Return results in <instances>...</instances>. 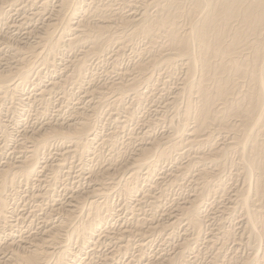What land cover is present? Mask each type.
<instances>
[{"label":"bare ground","instance_id":"bare-ground-1","mask_svg":"<svg viewBox=\"0 0 264 264\" xmlns=\"http://www.w3.org/2000/svg\"><path fill=\"white\" fill-rule=\"evenodd\" d=\"M29 1H31V3L37 9V11H34L32 13L33 16L36 15V18H34V19H36V21L41 19V17H40V19H37L38 18L37 15H40V12L42 10H44V11L46 9L49 10V11H47V12H49L48 19L46 20L47 22H45V21L40 22V24L42 23L41 24L42 27H40V29L42 28L44 30L45 34L40 35L43 31L41 32L39 30V34L37 33L38 36L37 37L35 36V38H37V40L34 41L33 43L26 44L28 46L27 47L25 46V48H26L25 50L20 48L22 46L21 44H20L21 46L19 48H15V50H14V47L11 46L12 44L8 42L9 44H11L10 46L13 47V51H14V53L12 52L11 55H13V54L14 55H13V57L11 56L10 59H8V57H7L8 55L5 57L2 56L4 58L0 57V105H1V103L10 100L11 102L12 101L14 102V104L12 103L13 107L15 104L18 106L19 105L22 106L21 101L23 100V97L20 99L19 93L21 92V90H23V89H21L22 86H24V84L29 81L30 76L32 78V76L34 74L33 72L36 70L35 69L36 63H34V62H36V59H35V61L32 59L35 58V56L38 54V52L40 53V51H42L44 49H45L44 56L42 58L40 57L41 59L39 61H41L43 63V65L46 64L47 66L48 65L49 66L50 65L55 66L54 61L57 59L56 55H58L60 53L59 51L61 50L60 49L61 45H64L63 48L64 49L66 48L68 50L69 49L73 50L78 46L82 47L81 51H80L81 48L78 47L80 53L78 51H75V54L78 53L77 56L76 55H75V57L73 56L74 58H72V59H70L71 57L68 58L69 60L66 62V65H64L65 67L64 66H63L64 68L62 67L63 70H61V71L59 70V72L60 73L62 72V73L60 74L61 77L58 80H51V82H49L50 81L49 80L48 86L44 83L43 86H45V85L47 86V87H44V88H46L44 90L42 89V87H39L42 90L40 89V92L36 95H39L38 96L39 99L37 101L39 103V100H42L41 101L42 105L44 104L43 99L46 100V98L49 97L48 95L50 94L51 90H53V89L57 90V91L60 90V91L64 92L63 93V96H64L65 86H66L65 84L69 85V83L71 82L73 85L78 84V86H79V83L84 82L83 78H85V73H86L85 70L88 67V66L86 67L87 61H89V59L91 60V58H97L98 59L103 53H105V52L108 53L110 46L115 45V47L113 46L115 50H111V51H115V53L111 57H114L116 60V57L120 56L119 53L123 51V49L126 47L127 43L131 42L135 37H139L140 35L144 36L147 39V41H146L147 43H146V45L144 44L143 47L141 46L142 47L141 49L139 48L140 49L139 52L137 51V55H138V57L136 56L137 60L132 59V61L134 60V62L133 63L131 62L132 65L129 68L130 69L129 72L123 68L125 70V72L120 73L119 72L120 69L116 66L119 69L118 70L119 75L117 74L118 77L117 76H116L117 78L114 77L115 79H109V80H112V82H108V81L104 82L103 81V83L101 82V84L96 85L94 82V79H93L94 84L93 85L89 84L90 86L88 88H84V89H86V91H85L86 96L93 98V100H94L93 102H91V104H93L92 106H90V104L87 105L86 101H85V105L83 104L80 106L81 102H83V100L80 97L79 101L76 100L79 107H75V108L72 107V109L68 108L71 111L67 112V113L70 112L69 114H67L68 115L67 118L60 119L58 116H57V118L54 116L53 120H49L50 118L45 117L48 120L45 121L44 123H42L39 127H36V128L33 127V129H29L27 127L21 128L20 126L16 125V126L21 128V134L20 135L22 137L20 144H19L20 146H18V144L15 143L21 149L20 150L18 148L20 151L16 152L18 154V157H17L18 159L16 158L17 161H14V162H12L10 160L9 161L2 160V163L0 162V164H3V161H5L4 164L2 166H0V223L3 222L2 226H4V227L5 226L6 227L12 226L11 217H12V214L14 213L15 207H13V209H12V205L9 202L8 198H11V195L12 196L14 195L12 193L15 192L16 185H17L19 180H20L19 182H23L24 184H27V183L32 184L33 181L34 182H36V181L40 182L39 177L42 174H44L45 175L44 178H46V180H48V183L50 181L52 184H54L55 182L59 181V179H62V178H60V175H63L66 173V172L64 173L61 171V168L63 165L62 162L65 161V160H63L64 158H67L70 155H71V157L73 155L74 157L80 156V158H81V157H83V155H86V154H87V156L92 155V157L100 158V155L103 153L99 154V147L102 148L103 144L108 145L112 150L113 149L116 150L115 148L117 147L116 146L117 144H118V146H121L122 141L119 140V142H121L120 145H119V143L115 144V142H114V140L117 138V135H116V138L114 140L112 139L111 135L108 136L109 139L106 138L107 136L105 137L106 139L102 138L103 135H100L99 134L100 132L98 133L96 126H94L95 123H93L92 115L94 113H96L98 107H100L101 104L107 105L106 107H108L107 109H109L107 111L113 112V110H115L117 108L116 106H118V104H121V102L123 101L122 100L123 96L127 95L130 98L129 103L123 104V107H122L123 110L127 113V115H124L125 113L122 111L124 113L123 114L124 116L123 115L122 116L125 117L124 118L125 121H123V119H121V120L123 121V123L124 122L127 123L129 121L132 122L134 120H136V122H138V121L140 122L141 118L140 119L138 117L135 118L136 116L133 114V112H134L133 107L144 102V100L147 99L146 97L148 95H150V94L146 95L147 94L146 92H148L149 90L143 89V91H142L141 86L144 85V86H146V88H148V86L151 85L150 82L152 81V77H153L155 71L159 72L160 70L161 71L164 70L166 72V71H169L171 68L181 66L183 68V72H182V77L180 79L181 80L180 86L178 87V89H176L175 92L172 91L174 93V95L172 96V98H170L171 102H170V100H168L170 103H172L173 115L169 119L163 118L164 119L163 121L166 120V122L168 123V125L171 128L170 133L168 131V134L164 135L163 134L164 130H162L161 132L163 135L162 136L160 135L161 136L160 138L158 136H157V138H155V137L149 136L150 133L148 131H144L141 133L140 137L138 136L139 137V138H137L138 145H137L136 149H133L135 147L132 148L133 149L132 154L130 155V151H127V152H129V155H130L128 157L129 159L125 158V155H124L125 153L123 152L125 149H123V151L119 150V151L115 152L116 158L119 157L120 160H118V158L116 159L114 157V160L115 159L116 160L113 163L112 162L110 163V161H109V163L105 164V162H104L105 165L103 164L104 166L100 169L98 167H97L98 169H96V170H95V168L94 169L88 168L89 171L88 170L87 171L89 174H87V175L89 177V180H87V179L86 180L90 181V186H92L93 189L96 188V189L92 190L93 194L95 191V195H97V194H99V196L101 195V197H102L101 199H103V200L102 201H96V200H94L95 198H93L92 201L89 200L90 203H89V205L87 204L88 208L86 207L87 209L84 210L85 205H83V204L84 203L86 204V202H84V201L86 200V198H89V197L91 198V194L87 193L86 191H85V193L80 192V189L77 187L79 190L77 189L74 192L72 191L71 194H68L69 197H68L67 201H65V202L63 201V203H61V204L59 202L60 206L56 207V209L53 210L56 213V215L57 214L59 215L60 219L57 220V222L56 221L53 222L54 220H56L53 217L54 220L53 221L51 220L52 222L50 224H47L50 222L49 216L53 213L51 211L52 213L49 214L48 218L45 219V222H41V224L45 223L44 226L46 227V229L42 228V230H40V231H35L33 233L30 232L29 234L25 233L26 235L23 234V235L18 236V234H17V236L19 237L18 239L16 238L17 240L11 238V240H9V241L6 240L2 245H0V264H92L93 261H95L94 258H91V259H93V261L92 260L86 261V259L85 260L82 259L81 261H77V256H81V255L75 254L76 252L74 251L75 252L74 253L73 251H71V249L69 250L70 246L68 243H66V244L65 243L60 244V243H61V241L63 242V240H65L66 242H68V241L72 242L73 240L74 241L79 240V242L81 241V242H83V244L88 243V244H91L92 247H95L98 244V242L100 243L99 240H101V239L103 240L102 242L107 241L106 243L108 245V250H109L108 252L106 251L107 252L106 254L104 252V256L102 258L98 256L97 259L101 258V260H102L101 264H105L107 262L109 263L110 260H111L110 262H112V259L117 254H121V255L123 254L126 256V254L129 253V250H130V253H129V255H130L129 259L130 260H128V264H133V263L135 264V262L139 259L145 260V262H143V264H197V261H199L201 256H202V258H204V261L202 262L203 264H264V0H137L138 2H140L139 5H137L138 3L135 2L136 0H134V3H136V4H132L133 2L131 3V0H130L128 2L125 1L126 3H124V1H122L124 3V7L127 8L126 11L124 9L125 12H122V9H123L121 7L123 5L122 3H120V5L122 4L120 6L121 8H115V6L113 8L114 2L113 3H107V1H106V3H104L103 1L100 0L101 2L104 3L103 5L100 6V5H98V3H96L98 6H96V5H95L96 7L93 6L94 8H92V9L90 8L91 9L90 11H88L89 8L86 9L88 11L87 14L85 15L84 13H82V14H84V16H81L80 18L75 17V15L77 12L76 5L78 3L80 4V2L82 3L81 0H58L57 4H56V2H57V0H56V2L54 3L56 5L51 6L50 8H48L49 5L47 4V1L49 2V0H29ZM53 1L54 0H51V5H53L52 4ZM14 2H17V0H0V18L7 11L5 6L8 3L12 5ZM22 2H20V3H22ZM89 2H90V0H89ZM110 2H111V0H110ZM27 4H28V2L26 3V5ZM49 4H50V2H49ZM72 4H73V8L71 9ZM126 4H128V5H126ZM24 5H25V2H24ZM88 5H89V3H88ZM88 5L86 7H90ZM92 5H94V3ZM29 6H27L28 9H29ZM77 6L79 7V5H77ZM84 6L82 7L83 9H84ZM7 7L9 8V6H7ZM80 7H81V5H80ZM152 8H153V11L150 13L149 11H151ZM19 9H23V8H19ZM10 10H11V8H10ZM131 10H133V11H131ZM16 11L18 12L19 10H16ZM78 11H80L79 8H78ZM44 13L45 12H43V14ZM7 14H8V12H7ZM27 14H29V13H27ZM22 15H23V13H22ZM7 16H9V15H6V17ZM33 16H31V18ZM22 17H24V16H22ZM27 18H28V16H27ZM23 19H21L22 23H23ZM28 19H30V18H28ZM1 20L2 19H0V21ZM13 20H11V21H13ZM42 20H40V21H42ZM44 20H45V18H44ZM7 22H8V20H7ZM31 22H34V21L32 20ZM20 23L21 22H19V24ZM1 24H0V26H1ZM14 24H17V23L15 22ZM19 24H17V25L21 26ZM114 24L119 26V28H122V31H124V34L118 35V33H117V35H116V34H114L115 32H113L114 35L109 34V31H110V30H108L109 26H112ZM3 26H5V25H3ZM23 26L24 25H22V27ZM53 26L62 27V29H63L62 32L65 33L66 35L63 33L62 34L67 36V37L62 39L61 38L62 36H60V35H58V37H51V36H53L52 33H51L52 35H50V36L47 35L48 34L47 31L49 29L52 30ZM117 26L116 27L114 26V27L117 28ZM8 27H15V26H8ZM31 27H33V26H31ZM25 28H28V27H25ZM14 29H16V28H14ZM14 29L12 31H14ZM54 29H56V27H54ZM8 30H11V29L9 28ZM21 30H22V28H21ZM25 30H27V29H25ZM3 31H4V28H3ZM34 31H38V30H35V27H34ZM53 31H51V32H53ZM24 32H26V34L29 35L33 31L31 29V30L24 31ZM118 32H121V31L119 30ZM20 33H21V31H20ZM110 33H112V32H110ZM2 34H0V36ZM32 34H34V33H32ZM59 34H60V32H59ZM3 35H2V37H3ZM34 35H36V34H34ZM16 36H19V35H16ZM54 36H56V35H54ZM5 37L6 36L4 35V38ZM23 37L21 36V38H23ZM17 38L18 37H16V39ZM160 38H161V40L158 43L157 40ZM12 40H14V38ZM18 40H20V39H18ZM3 41H7V40H3ZM0 43H1V41H0ZM5 44H6V42H5ZM18 44H16V45H18ZM2 46H4V45H2ZM6 46L9 47V45H7V44H6ZM127 46H129V44ZM22 48H24V47H22ZM78 48H77V50H78ZM127 48H129V47H127ZM2 49L0 47V53H1ZM7 50H9V49H7ZM132 51H135V49ZM37 57L39 58V55ZM3 59H5V61ZM62 60H64V59L62 58ZM65 61H66V59H65ZM37 62H38V60H37ZM38 64H40V62ZM38 64H37V67L41 65V64L40 65H38ZM43 65H42V67H44ZM59 65H61V64H59ZM114 65H116V64H114ZM114 65H111V66L114 67ZM56 67H59V66H56ZM113 67H111V68H113ZM52 68L54 69V72H55V68L54 67H52ZM117 68H116V70H117ZM113 70H115V69H113ZM51 71L52 70H50V72ZM131 71L133 72V74L131 73ZM171 72H172V70H171ZM175 72H176V70H175ZM51 73L48 75H52ZM39 74L37 75V77L40 78ZM104 74H107V73H104ZM36 75L34 77L36 78V81H37ZM57 75H59V74H57ZM157 75H158V73H157ZM159 75H161V74H159ZM43 76H45V75H42V77ZM158 77L159 76L156 77L157 80H158ZM92 78H90V80H92ZM101 78H103V77H101ZM108 78H109V76H108ZM160 79L157 82H159ZM86 80H89V79H86ZM90 80L88 83H90ZM162 80L166 81L164 79H162ZM98 82H99V80H98ZM98 82H96V83H98ZM151 83L154 85L153 82H151ZM160 83H161V81H160ZM157 84H156V86H158ZM163 84L165 85L166 82H164ZM25 85H27V84H25ZM86 86H88V84ZM156 86L154 85L155 90H156ZM161 87H162V85H161ZM176 87L177 86H175V88ZM39 88H38V90H39ZM169 88H171V87H169ZM152 89H153V86H152ZM34 90H36L35 87H34ZM70 90H71V88H70ZM161 90H160V94L162 93ZM169 90H171V89H169ZM57 91H54V92H57ZM108 91L109 92L114 91V92H116V94L113 93L112 97L109 98V96H111V94L109 95ZM152 91L153 90L149 91V93L151 92V94H152ZM22 92H24V91H22ZM45 92H47L48 95ZM85 92H83V93H85ZM164 92L166 93L165 89H164ZM68 93L70 95V92H66V95H68ZM158 93H159V91H158ZM31 94H33V93H31ZM60 94H61V92H60ZM77 94H78V91H77ZM80 94H82V91ZM107 94L109 95L108 99H107V97L105 99V96ZM46 95L48 97H46ZM154 95H156V94H154ZM163 95H165V94H163ZM58 96H59V94H58ZM63 96H61V97H63ZM31 97H34V95L33 96L31 95ZM55 97H54V101H56ZM61 97H59V98H61ZM66 97H68V96H66ZM155 97L157 98V96H155ZM160 97H161V95H160ZM29 98H30V96H29ZM64 98H61V99H64ZM68 98H70V97H68ZM82 98H84V97H82ZM152 98H153V96L151 97V100H153ZM162 98H163V96H162ZM163 99H162V101H163ZM165 99H167V97H165ZM179 99H182L181 101L183 103L182 102L179 103ZM28 100H30V99H28ZM58 100H60V99H58ZM70 100H71V98H70ZM46 101H45V103H46ZM62 101L63 100H61L60 102L62 103ZM90 101H91V99H90ZM168 101H167V103H168ZM34 102H35V100L33 101V103ZM47 102H49V100ZM67 103H68V101H67ZM147 103H148V101H147ZM149 103H150V101H149ZM181 103H182V105H181ZM64 104H66V102H64ZM150 104H153V103H150ZM154 104H156V103H154ZM162 104H160V106ZM168 105H169V107L166 106V103H165L164 109L166 107H168V108L171 107L170 104H168ZM2 106H4V105H2ZM60 106H63V105H60ZM71 106H73V105H71ZM141 106H143V105H141ZM160 106H155L153 108L159 110ZM46 107H48V104ZM156 107H159V108H156ZM4 108H6V107H4ZM30 108H28V109H30ZM44 108H45V106H44ZM135 108H137V107H135ZM148 108H149V110H151L150 107H148ZM8 109H9V107H8ZM22 109H26V108H22ZM59 109H57V110H59ZM100 109H101V112L100 111L99 112L102 113L103 112L102 107ZM2 110H4V109H2ZM13 110H14V108H13ZM103 110H104V108H103ZM15 111H14V114H16ZM45 111H47V108ZM52 111H54L53 108H52ZM118 111H120V110H118ZM154 111H156V110H154ZM154 111H152V115H153ZM165 111L167 112L168 109ZM9 112L13 113L11 111H9ZM42 112H44V111L42 110ZM110 112H109V114H110ZM34 113H35V111H34ZM104 113H102V114H104ZM135 113H137L136 110H135ZM163 113H164V111H163ZM1 114H0V116H1ZM3 114H5V113H3ZM35 114H34V116H35ZM39 114H38L37 118L39 116L41 117V115H39ZM53 114L54 113H52V115ZM60 114L62 115V113H60ZM115 114H114V117H115ZM55 115H56V113H55ZM105 115L103 117H105ZM156 115H158V114H156ZM160 115L162 116L163 114H160ZM169 115L170 114H168V116ZM12 116H13V114H12ZM64 116H65V114H64ZM94 116H96V115L94 114ZM97 116H96V118L98 119ZM164 116H166V115H164ZM4 117H6V116H4ZM114 117H112V118H114ZM117 117H115L116 121H117V119H119ZM175 117H176V120H174ZM160 118L161 117L156 116L155 121L156 122L158 121V123L160 121V123H161ZM11 119H12V117H11ZM2 120H4V118L3 119L1 118L0 121H2ZM40 120H41V118H40ZM60 120H62V121H60ZM5 121H6V118H5ZM22 121H24V120H22ZM37 121H39V120H37ZM120 121H118V123ZM155 121H154V118L149 119V117H148V120L145 122L147 124H145L142 121V124H140V126L143 128L149 129L150 126L151 127L154 126ZM166 122H164V123H166ZM37 123H39V122H37ZM113 123H117V122H113ZM3 124H6V123L0 122V133L4 138H7L9 130L7 131V128ZM132 124H133V122H132ZM9 125H10V123H9ZM25 125H26V123L24 124V126ZM133 125L137 126V124H133ZM157 125H160V124H157ZM26 126H28V124ZM36 126H38V124ZM123 126H124V124L122 125V127ZM125 126H128V125H125ZM135 126H133V127H135ZM122 127H120V128H122ZM97 128H98V126H97ZM110 128H112V127H110ZM129 128L127 129L128 132H129ZM153 128H155V127H153ZM115 129H114V131H110L109 128H107V130H109L111 132L110 134H114L115 131L117 132V130H115ZM150 129H152V128H150ZM140 130H141V128H140ZM118 131L120 132L119 128H118ZM141 131H143V130H141ZM9 132H11V131H9ZM134 132H136V131H134ZM19 133H20V130H19ZM104 133H105V131H104ZM123 133H126V131L125 132L123 131ZM131 133H133V132H131ZM102 134H103V131H102ZM108 134H109V132H108ZM120 134H122V133L120 132ZM120 134L118 135V137L120 136ZM129 134H127V135L130 137ZM135 134L133 136H135ZM158 134H160V133H158ZM127 135H126V137H128ZM132 135H131V138H133ZM11 136H13V135H11ZM123 136H124V134H123ZM9 137H10V135H9ZM114 137H115V135H114ZM120 137L122 138V136H120ZM15 139H16V137L14 138V140ZM123 139H126V138L124 137ZM135 139H136V136H135ZM135 139L134 140L131 139V140H133V142H134ZM3 140H2V142H3ZM53 141L67 142V143H70V145L67 148L68 151H66V149H64L66 151V153L62 152L63 151L62 148H61L62 153L60 152V154L56 150L57 154L54 153V154H56V158L53 157L54 159H56V161L51 162L52 161L51 160L50 162H48L49 158L47 156L50 153L49 152L50 150L48 151V149H49V146H51V143ZM129 141H130V139H129ZM2 142H1V144H2ZM27 142L29 143V145H26ZM55 143H53V144H55ZM5 144H6V142H5ZM132 145H133V143H132ZM3 146L7 147V145H4V144L2 145V147ZM62 146H63V144H62ZM65 146H67V144ZM121 147H124V146H121ZM130 147H132V146H130ZM130 147H129V149H131ZM0 148H1V146H0ZM57 148H58V146H57ZM63 148H64V146H63ZM185 148L187 149V151H184L185 153H183L182 150L183 149L186 150ZM118 149H120V148H118ZM0 151H2V150L0 149ZM13 151H14V149H13ZM101 151L102 150H100V152ZM109 151L110 150H108V152ZM11 152H12V149H11ZM110 153H112V152H110ZM184 154H186L188 156V159L186 160V162L182 163V160H181V162H179L180 160H178V162H176V160H175L176 164L173 163L174 169L170 170V172L168 171L169 170L168 169L167 172H169V173L166 172L167 174L165 173V175L167 176V179L171 180V184H172V182H174V181H172V179H174L177 183H178L177 179H181V178L185 179L184 182L188 181L189 186L192 188V190L190 189L191 194L187 195V197H184L182 195V197L185 198L183 200H182V198L180 199V197L178 196L179 199L181 200L180 202H177V200H176V203H175V201L173 200L174 204H171V206L169 208L171 210H170V212H168L169 217L166 215L168 218L165 221H163V220L157 221L158 220V218H157V220L155 219L157 222H154V221L151 222L152 220L149 221V219H148V221H147V219L140 218V216L139 217L136 216L135 211L138 209V207H141V206L135 205V206H137L136 207L137 209H136L133 205L136 202V200L133 204H131L130 201L135 198L136 194H138L137 193V191H138L137 190V187H138L137 183H138L139 177H141V173H142V171L140 172L141 168L142 169L144 168V170L146 169L145 171L143 170L142 174H144L145 177H149V176H151V174L154 173V172L151 173V171L154 169V168L152 169V165H154V164L157 165L158 162L161 163L160 161H165V162L166 161H172L173 159H175V157H178V156H180V158H181V155H184ZM12 155H14V154H12ZM109 155L114 156L112 154H109ZM0 156H1V154H0ZM126 156H127V154H126ZM153 156H155L154 159L152 158ZM9 157L10 156H8V158ZM92 157H91V159H92ZM150 157H151V159H149ZM88 158H90V157H88ZM88 158H86V159L89 160ZM101 158H102V156H101ZM11 159H13V158H11ZM71 159L69 158V160H71ZM176 159H179V157ZM78 160L79 159H77V161ZM96 160L98 161V159H96ZM100 161H102V159ZM183 162H184V160H183ZM78 163H79V161H78ZM86 163H85V165H86ZM170 163H169V165H170ZM65 165H67V164H65ZM65 165H63V166H65ZM78 165H80V164H78ZM160 165L161 164H159V166ZM69 166H70V164H69ZM83 166H84V164H83ZM72 167H70V168L68 167V168L71 169ZM80 167H78V168L80 169ZM160 167H162V166H160ZM227 167H229V169ZM81 168H83V167H81ZM227 170H228V173H226V176L224 178L222 175L225 174V171H227ZM60 171L63 174H60ZM80 171H81V169H80ZM70 172H71V170H70ZM78 172H79V170H78ZM46 174H48V175H46ZM125 174H127V176L125 177V179L123 178L124 182L122 181L123 182L122 186L120 184V186H121L120 192L117 193V195L121 193L125 197V199H126L125 204L128 206V208H130L131 213H129V214L133 215L132 216L133 221L130 220L132 222V225H131V222H129L131 226H127L125 223V225L127 226L125 228H123L124 226L123 227L120 226L121 223H119V227L116 226L117 229H115L116 227L114 226L115 228L113 227L114 228V230H113L112 228H110L111 227L110 219H112L114 216L112 210H114L115 207L113 206V208H111L112 206H110L107 199H108V196L110 195L109 192L111 191V188H112V191H114L113 188L116 187L115 185L119 184L120 179ZM70 175H71V173H70ZM73 175H75V174H73ZM157 176L159 177V175H157ZM157 176H156V178H157ZM142 178H143V176H142ZM150 178H152V177H150ZM78 179H79V177H78ZM145 180H148V179H145ZM151 180H153V179H151ZM161 180H159V181H161ZM42 181H44V179ZM79 181H77V182H79ZM139 181H141V180H139ZM164 181H166V180L164 179ZM230 181H231V184L233 185V186L231 185L232 188L228 187V185H227V182H230ZM45 182L46 181H44V183L42 182V185L45 184ZM168 182L165 183V186H164L165 189H167V186H168L167 184H169ZM188 182H186V183H188ZM60 183H62V182H60ZM84 183H85V181H84ZM35 184H38V182ZM50 184L47 186L50 187ZM88 184H87V186H88ZM183 184H181V185H183ZM42 185H40L41 188H42ZM62 185L64 186V184H62ZM62 185H60V186H62ZM140 185H142V184H140ZM160 185H162V184H160ZM160 185L158 187H160ZM178 185L180 186L179 183H178ZM27 186H29V185H27ZM27 186H26V188H28ZM53 186L55 187V185H52V188H53ZM72 186L74 187V185H72ZM76 186H77V183H76ZM37 187H39V186H37ZM66 187H69V186L67 185ZM86 187H84V189ZM164 187L162 186V188H164ZM185 187H186V185H185ZM6 188H9V191H8L9 195L8 196H7V194H5ZM169 188H170V185H169ZM32 189H33V187H32ZM35 189H33V191ZM42 189H41V191H42ZM48 189L47 190L43 189L45 191L41 192V194H39L40 196L35 193L36 191H34L35 194L32 193L31 196H32V198L34 197V199L40 198L43 200V197L48 194ZM69 189L71 190V188H69ZM81 189H82V187H81ZM87 189H88V187H87ZM159 189L160 188H158V190ZM67 190H68V188H67ZM67 190H66V194L68 193ZM118 190H119V187H118ZM118 190H116L115 192H117ZM139 190H141V189H139ZM181 190H183V189H181ZM82 191H84V190H82ZM89 191L91 192V190H89ZM20 192H22V191H20ZM26 192H25V194H26ZM135 192H136V194H135ZM51 193L49 194V198L55 195V194L53 195ZM154 193L156 194V192H154ZM21 194L23 197V192ZM88 194L90 196H87L85 198V196ZM151 194H152V192L148 187V190H146V192H143L141 194L142 197L137 198V201H138L137 204H139L142 201H147V199H148L147 202H149V204L147 202L146 203L144 202V203L148 204V206H151L149 208H152L155 205L159 206L158 205L160 202L159 197L156 195H153V194H152L153 195L152 196ZM159 194H160V192H159ZM217 194L219 195L217 199L215 198L217 201L220 197L221 198L223 197L222 201H224V202L221 201L223 203V205H222L223 208L221 207L222 209H227L230 212H233V214H234L233 218H235V213L239 214V216H240L239 221L236 222L238 224V232H236L232 226H229V227H227V225L225 226V222L223 221L225 216H224L223 220H222V216H221V218L217 217L218 219L217 220L215 219L214 223L212 221L213 219H211L212 225H215V226L213 229H212V227H211V229H209L208 225H210V224L209 223L207 224V221H210V220H208L209 218L207 220H205L207 218L206 216L208 214L206 212L207 211V209H206L207 203L205 202V200L206 199L208 200V197L211 198L212 196H216ZM16 195H14V196L16 197ZM162 195H163V193H162ZM58 196H60V195H58ZM67 196H65L64 198H66ZM99 196H97V197H99ZM110 196H109V199H110ZM25 197H26V195H25ZM163 198L161 200H163ZM52 199H54V201H55V198H52ZM220 199H219V201H220ZM19 200H20V198H19ZM25 200L23 202H25ZM27 200H31V198L30 199L28 198ZM63 200H65V199H63ZM121 200H123V199L121 198ZM211 200H208L207 202H209ZM43 201H45V200H43ZM57 201H58V199H57ZM165 201L167 202V199ZM42 202H40V203L38 202V203L40 205H42ZM47 202H48V199H47ZM45 203H46V201H45ZM45 203H43L42 206H44ZM50 203H52V202H50ZM50 203H49V207H51ZM54 203L56 204V202H54ZM122 203L124 204V202H122ZM213 203H214V201H213ZM213 203H212V205H213ZM13 204H15V202ZM23 205H22V207H23ZM52 205H53V203H52ZM111 205H113V204L111 203ZM126 205H124V206L126 207ZM217 205H218V202H217ZM217 205H216L215 209H217ZM120 206H122V205H120ZM160 206H162V205L160 204ZM18 207L16 209H18ZM33 207H35V206H33ZM40 207L41 206H39V208ZM125 207H124V209H125ZM119 208H123V207H119ZM154 208H156V207H153V210H154ZM209 208H211V206H209ZM20 209H22V208H20ZM40 209L43 210V207ZM45 209H44V211H45ZM52 209H53V207H52ZM215 209L213 210V212L215 211ZM23 210H24V208H23ZM34 210H35V208H33V211ZM149 210L151 211V209H149ZM209 210L211 211V209H209ZM223 211H225V210H223ZM19 212H20V210H19ZM31 212H32V210H31ZM31 212H27V213H31ZM38 212H42V211L38 210ZM120 212H122V211H120ZM163 212H164V210L161 213H163ZM22 213H23V211L21 212V214ZM123 213H124V211H123ZM126 213H128V212H126ZM139 213H140V209H139ZM143 213L144 212H142V214ZM157 213H159V212H157ZM157 213H156V215H157ZM15 214H13V215L15 216ZM33 214H36V213H33ZM117 214H119V213L117 212ZM117 214H116V216L118 217L119 215H117ZM171 214H173V215H171ZM47 215L48 214H46V216ZM56 215H53V216H55V218H56ZM130 215L129 216L126 215V216L130 217ZM17 216H15V217H17ZM26 216L28 217V214ZM149 216H147V217H149ZM155 216H153V217H155ZM160 216H163V215H160ZM160 216H159V218H160ZM21 217L22 216H20V218ZM36 217L38 218V214ZM128 217H127V219H128ZM229 217H230V215H228V218ZM236 217H237V215H236ZM31 218L34 219V217H31ZM150 218H152V216H150ZM23 219H26V217ZM118 219H121V218H118ZM14 220H15V218H14ZM40 220H38V221H40ZM75 220H77V221H75ZM232 220L234 221L235 219H232ZM116 221H118V220H116ZM181 221H184V223H183L184 224V227H183L184 233L182 234V237L180 238V240L177 243L173 244V246L171 245L170 251L167 250V251H164L162 253L160 252V254H158L157 257H153L151 254H150V256H152V258L148 257V255H147L148 258L144 257L143 251H142V253L140 251L142 250V248H145V247L141 243H139L140 241L139 242L137 241L135 243V242H133V240L131 238V237H136V238H138V240H141V242H143L142 238L145 237L146 236L145 234H148V232L149 233L153 232L154 234L158 233L161 235V237H162V234H167L168 236L167 235L166 236L169 238L172 236L173 228L177 224L179 225V223ZM15 223L16 222L14 221V225H15ZM17 223H18V221H17ZM28 223L31 224V222H28ZM34 223H36V222L34 221ZM108 223H110V224H108ZM114 223H116V222H114ZM230 223L233 224L232 222H230ZM19 224H20V222H19ZM122 224H123V220H122ZM109 225H110V227H109ZM113 225H115V224H113ZM180 225L177 228H180ZM15 226H17V225H15ZM35 226H37V225H35ZM35 226H34V228H35ZM22 227H21V229H22ZM29 227H30V225H29ZM234 227H237V226H234ZM2 229H3V227H2ZM205 229H208L209 232L205 231ZM178 230H177V232H178ZM31 231H33V230H31ZM181 231H182V229H181ZM204 231L206 232V235H204L205 234ZM9 232H10V230H9ZM15 232H16V229H15ZM153 233H152V235H154ZM178 233H180V232H178ZM148 235H150V234H148ZM178 235H180V234H178ZM149 237H147V238H149ZM154 238L156 239V236ZM177 238H179V237H177ZM167 239L165 238L166 241H168ZM229 240H231V242ZM159 241H160V237H159ZM228 241L231 243V245L229 244ZM80 243H78V244H80ZM200 244L201 245L203 244L204 246L202 248H199ZM201 245H200V247H201ZM81 247L79 246V248H81ZM100 247L101 246H99V248L98 247L97 248L100 250ZM105 247L106 246H103V248H105ZM83 248H85L84 245H83ZM132 248H133V250H132ZM55 249H57V250L55 251ZM93 249H94V251H96L95 248H93ZM105 249H107V248H105ZM202 249H204V250H202ZM131 250L136 252V253H131ZM78 251H80V250H78ZM89 251H87V252H89ZM159 251H162V250H159ZM85 253H86V251H85ZM97 253H98V251L95 252V254L93 252V254L95 256ZM153 254H157V253H153ZM87 255L88 254H86L84 256H87ZM91 256H92V254H91ZM86 258H89V257H86ZM117 258H119V257H117ZM97 259H96V261H97ZM113 260L115 261V258ZM116 260H118V259H116ZM97 264H99V263H97ZM118 264H119V262H118Z\"/></svg>","mask_w":264,"mask_h":264},{"label":"rangeland","instance_id":"rangeland-1","mask_svg":"<svg viewBox=\"0 0 264 264\" xmlns=\"http://www.w3.org/2000/svg\"><path fill=\"white\" fill-rule=\"evenodd\" d=\"M23 1V2H22ZM27 0H17V2H14L12 5L11 4H7L5 7H6V9H7V11H6V13L0 18V19H2L1 21H0V24L2 23L3 25H5V26H3L2 24H1V26H0V34H4L6 37L4 38V35H3V37H2V35L0 36L1 38H0V41H1V45H0V47H1V49H2V51H1V55H0V57L1 58H4L5 56H7L8 57V59H10L11 58V56L13 57V55H11L12 54V52L14 53V51H13V47H14V50H15V48H19L21 45V49H26L25 48V46L27 47L28 45H26V44H30V43H33L34 41H36L37 40V38H35V36L37 37L38 35H37V33L39 34V30L42 32L40 35H42V34H45L44 33V30L41 28L40 29V27H42L41 26V24H40V22H43V21H45V22H47L46 20L48 19V15H49V12H47V11H49L48 9H46L45 11L44 10H42L43 12H45L44 14H43V12L41 11L40 12V15H37V19H40V17H41V19L40 20H42V21H40V20H37L36 21V19H34V18H36V15L35 16H33L32 15V13L34 12V11H37V9L34 7V5L31 3V1H27L28 2V4L26 5V2ZM82 1V3L80 2V4L78 3L77 5H79V7L76 5V7H77V12H76V15H75V17H77V18H80L81 16H84V14L86 15L87 14V12L88 11H90L92 8H94V7H96V6H98V5H103L104 3H106V1H107V3H113V8H114V6H115V8H123L122 9V12H125L126 11V9L127 8H125L124 7V3H126V2H128V1H130V0H111V2H110V0H101V1H103V2H101L100 0L98 1V0H90V2L93 4L94 3V5H92L90 2H89V0H81ZM85 1V2H84ZM94 1V2H93ZM122 1H124V3L122 2ZM126 1V2H125ZM20 2H22V3H20ZM24 2H25V5H24ZM49 2H50V4H49ZM49 2L47 1V4L49 5V7L48 8H50L51 6H55L57 3H58V0H57V2H56V0H54L53 2H52V4L53 5H51V0H49ZM56 2V4H54ZM84 2V3H83ZM101 4H100V3ZM133 2V3H132ZM136 3H138L137 5H139L140 4V2H138L137 0L135 1ZM21 5H20V4ZM88 3H89V5H88ZM96 3H98V5L96 4ZM119 3V4H118ZM120 3H122L121 5H120ZM131 3L132 4H136V3H134V0H131ZM17 4V5H16ZM19 4V5H18ZM31 4V5H30ZM74 4V3H73ZM73 4L71 5V9L73 8ZM115 4V5H114ZM118 4V5H117ZM30 5V6H29ZM80 5H81V7H80ZM85 5V6H84ZM90 6V7H86V6ZM96 5V6H95ZM126 5H128V4H126ZM7 6H9V8L7 7ZM12 6V7H11ZM25 6V7H24ZM27 6H29V9H28V7ZM84 6V9L82 8ZM94 6V7H93ZM121 6V7H120ZM23 8V9H19V8ZM31 7V8H30ZM34 7V8H33ZM86 7V8H85ZM10 8H11V10L13 11H11L10 10ZM26 10H25V9ZM78 8H79V10L80 11H78ZM89 8V9H88ZM91 8V9H90ZM9 9V10H8ZM86 9H88V11L86 10ZM124 9H125V11H124ZM16 10H19L18 12L16 11ZM30 10V11H29ZM33 10V11H32ZM83 10V11H82ZM118 10V9H117ZM15 11V12H14ZM27 11V12H26ZM131 11H133V10H131ZM153 11V8H152V10L151 11H149L150 13ZM7 12H8V14H7ZM14 13V14H13ZM22 13H23V15H22ZM27 13H29V14H27ZM82 13H84V14H82ZM21 14V15H20ZM26 16H25V15ZM31 14V15H30ZM78 14V15H77ZM81 14V15H80ZM6 15H9V16H7L6 17ZM14 15V16H13ZM80 15V16H79ZM22 16H24V17H22ZM27 16H28V18H30V19H28L27 18ZM30 16V17H29ZM31 16H33L32 18H31ZM47 16V17H46ZM14 17V18H13ZM116 17V16H115ZM10 18V19H9ZM18 18V19H17ZM25 20H24V19ZM44 18H45V20H44ZM4 19V20H3ZM14 19V20H13ZM21 19H23V23H22V20ZM7 20H8V22H7ZM11 20H13V21H11ZM18 20V21H17ZM21 20V21H20ZM34 21V22H31V21ZM4 23H3V22ZM10 21V22H9ZM26 23H25V22ZM29 21V22H28ZM39 21V22H38ZM12 22V23H11ZM17 23V24H19V22H21L19 25H21V26H18L17 24H14V23ZM13 24V25H12ZM27 24V25H26ZM32 24V25H31ZM36 24V25H35ZM113 24V23H112ZM7 25V26H6ZM17 25V26H16ZM22 25H24L23 27H22ZM35 25V26H34ZM39 25V26H38ZM8 26H15V27H8ZM31 26H33V27H31ZM38 26V27H37ZM117 26V25H112V26H109V29L108 30H110L109 31V34H113V32H115L114 34H116L117 35V33H118V35L120 34V35H122V34H124V31H122V28H119V26H117V28H115V27ZM4 28V31H3V28ZM7 29H6V28ZM25 27H28V28H25ZM34 27H35V30H38V31H34ZM54 27H56V29H54ZM11 29V30H8V29ZM14 28H16V29H14ZM18 28V29H17ZM21 28H22V30H21ZM53 28V29H52ZM51 29L52 30H48L47 31V35H52L53 34V36H51V37H58V35H60V36H62L61 38L62 39H64V38H66L67 36H65L66 34L65 33H63L62 31H63V29H62V27H59V26H53ZM119 28V29H118ZM2 29V30H1ZM6 29V30H5ZM14 29V31H12ZM25 29H27V30H25ZM32 29V33H34V34H36V35H34V34H26V32H24V31H28V30H31ZM62 29V30H61ZM113 29V30H112ZM116 29V30H115ZM18 30V31H17ZM54 30V31H53ZM115 30V31H114ZM121 31V32H118V31ZM2 31V32H1ZM9 31V32H8ZM20 31H21V33H20ZM23 31V32H22ZM51 31H53V32H51ZM56 31V32H55ZM6 34H5V33ZM11 32V33H10ZM17 32V33H16ZM19 32V33H18ZM36 32V33H35ZM59 32H60V34H59ZM110 32H112V33H110ZM13 33V34H12ZM52 33V34H51ZM56 33V34H55ZM65 34V35H63V34ZM21 34V35H20ZM113 34V35H114ZM16 35H19V36H16ZM39 35V36H40ZM54 35H56V36H54ZM115 35V36H116ZM14 36V37H13ZM18 37L17 39H16V37ZM21 36L23 37V38H21ZM30 36V37H29ZM34 39H33V38ZM8 38V39H7ZM14 38V40H12ZM28 38V39H27ZM141 38V39H140ZM10 39V40H9ZM16 39V40H15ZM18 39H20V40H18ZM24 41H23V40ZM30 39V40H29ZM146 38L144 37V36H139V37H135L131 42H128L127 43V45L129 44V46H127L126 44V47L123 49V51L122 52H120L119 53V55L121 56H117L116 57V60H115V58L114 57H111L114 53H115V51H111V50H115L114 49V47H115V45H112V46H110V48H109V50H108V53L107 52H105V53H103L98 59L97 58H91V60L89 59V61H87V65H86V67H87V69L85 70V78H83V81L84 82H82V83H79V86H78V84H76V85H73L71 82L69 83V85L68 84H65L66 86H65V94H64V96H63V93L64 92H62V91H57V90H51V92H50V94L48 95L47 94V92H45L47 95H46V97H48V98H46V100L48 99L49 100V102H47L46 100H44L43 99V103L45 104H41V101L42 100H39V103H38V96L39 95H36V94H38L39 92H40V89L41 88H39V87H42V89L44 90V89H46V88H44V87H47L49 84H48V81L49 82H51V80H58L61 76H60V74L62 73H60L59 72V70L61 71V70H63V68L65 67L64 65H66V62L69 60L68 58H70V59H72V58H74L75 57V55L77 56V54H75V51H78L79 53H80V51L82 50V47H79V48H81L80 49V51H79V48L78 47H76L75 49H73V50H68V49H64L63 48V46L64 45H61L60 46V53L58 54V55H56V57H57V59L54 61L55 62V66H53V65H46V64H44L43 65V63L41 62V61H39L43 56H44V51H45V49L44 50H42V51H40V53L38 52V54L35 56V58L34 59H32V60H34L35 61V59H36V62H34V63H36V65H35V71L33 72L35 75L38 73L39 74V76H40V78L39 77H37V75H36V77H37V81H36V78L34 77L35 75L33 74V76H32V78H31V76L29 77L30 79H29V81L28 82H26L25 84H27V85H25L24 84V86H22V88L21 89H23V90H21V92L22 91H24V92H20L19 93V96H20V99L23 97V100L21 101V105L22 106H18V105H14V107H13V104H14V102L12 101H6V102H3V103H1V107H0V114H1V116H0V120H1V118L3 119L4 118V120H2V121H0V122H2V123H6V124H3V125H5V127L7 128V131L9 130V131H11V132H9L8 131V136H7V138H4L2 135H1V133H0V146H1V150L2 151H0L1 153V156H0V162L2 163V160H5V161H12V162H14V161H17V157H18V154L16 153L17 151H20L21 149L18 147V146H20L19 144H20V141H21V128L22 127H27V128H29V129H33V127L34 128H36V127H39L42 123H44L45 121H47L48 119H46V118H50L49 120H53L54 118V116L57 118V116L60 118V119H64V118H67L68 117V115L67 114H69V113H67L68 111H71V110H69V109H72V107H79V105L77 104V101H79V98L81 97V99L83 100V102H81V104H80V106L81 105H85V101H86V104L88 105V104H90V106H92L93 104H91V102H93L94 100H93V98H90V97H88V96H86V89H84V88H88L90 85H93L94 84V82H95V84L96 85H99V84H101V82L103 83V81L104 82H106V81H108V82H112V80H109V79H115V78H117L118 76H117V74L119 75V72L120 73H122V72H125V70H127L128 72L130 71V67H131V65H132V63L134 62V60H137L136 58L138 57V55H137V51L139 52L140 51V49L143 47V45L145 44L146 45V41H147V39L145 40ZM3 40H7V41H3ZM9 40V41H8ZM22 40V41H21ZM28 40V41H27ZM159 40V41H158ZM157 40V42L159 43L160 42V40H161V38L160 39H158ZM11 41V42H10ZM15 43H14V42ZM19 41V42H18ZM143 41V42H142ZM5 42H6V44L7 45H9V47H7L6 46V44H5ZM11 43V44H9V43ZM19 44H18V43ZM25 42V43H24ZM29 42V43H28ZM141 42V43H140ZM136 43V44H135ZM16 44H18V45H16ZM21 44V45H20ZM24 44V45H23ZM2 45H4V46H2ZM13 46V47H11V46ZM15 45V46H14ZM114 46V47H113ZM140 46V47H139ZM142 46V47H141ZM22 47H24V48H22ZM127 47H129V48H127ZM11 48V49H10ZM77 48H78V50H77ZM132 48V49H131ZM140 48V49H139ZM7 49H9V50H7ZM135 49V51H132V50H134ZM137 49V50H136ZM5 50V51H4ZM131 50V51H130ZM4 51V52H3ZM124 52V53H123ZM135 52V53H134ZM7 53V54H6ZM9 53V54H8ZM42 53V54H41ZM132 53V54H131ZM74 54V55H73ZM108 54V55H107ZM124 54V55H123ZM127 54V55H126ZM135 54V55H134ZM26 55V54H25ZM39 55V58L37 57ZM42 55V56H41ZM71 55V56H70ZM107 55V56H106ZM2 56H4V57H2ZM10 56V57H9ZM66 56V57H65ZM68 56V57H67ZM74 56V57H73ZM137 56V57H136ZM37 57V58H36ZM41 57V58H40ZM64 59V60H62V58ZM110 57V58H109ZM60 58V59H59ZM65 59H66V61H65ZM97 61H96V60ZM101 59V60H100ZM106 59V60H105ZM108 59V60H107ZM112 59V60H111ZM132 59H134L133 61H132ZM4 61H5V59H3ZM37 60H38V62H37ZM60 62H58V61ZM62 60V61H61ZM115 60V61H114ZM118 60V61H117ZM40 62V64H38ZM92 62V63H91ZM103 62V63H102ZM111 62V63H110ZM114 64H116V65H114ZM117 62V63H116ZM132 62V63H131ZM90 65H89V64ZM108 63V64H107ZM37 64L38 65H40V66H38L37 67ZM58 64V65H57ZM59 64H61V65H59ZM42 65L44 66V67H42ZM97 67H96V66ZM111 65H114V67L113 66H111ZM130 65V66H129ZM47 68H46V67ZM56 66H59V67H56ZM64 66V67H63ZM120 69H118L117 67ZM128 66V67H127ZM50 67V68H49ZM52 67H54L55 68V72H54V69L52 68ZM63 67V68H62ZM111 67H113V68H111ZM46 70H45V69ZM58 68V69H57ZM61 68V69H60ZM105 68V69H104ZM116 68H117V70H116ZM125 70H124V69ZM127 68V69H126ZM176 68V69H175ZM39 71H38V70ZM52 70L51 72H50V70ZM98 69V70H97ZM102 69V70H101ZM113 69H115V70H113ZM129 69V70H128ZM49 70V71H48ZM58 70V71H57ZM118 70H119V72H118ZM122 70V71H121ZM124 70V71H123ZM171 70H172V72H171ZM175 70H176V72H175ZM179 70V71H178ZM44 71V72H43ZM161 71V70H160ZM158 72V71H155V73H154V75H153V77H152V81L151 82H153L154 83V85L156 86V84L159 86H156V90H155V87H154V85L150 82V84L153 86V89H152V86L151 85H149L148 86V88H146V86H144V85H142L141 86V90L143 91V89L144 90H149V91H151V90H153L152 91V94H151V92L149 93V91L148 92H146L147 94L146 95H148V94H150V95H148L146 98L147 99H145L144 100V102H142V103H140L139 105H136L135 107H137V108H135V107H133V114L136 116L135 118H141L140 119V122L138 121V122H136V120H134V121H132L133 122V124H137V126H135V125H133L132 124V122H127V123H123V121H125L124 120V118L125 117H123L124 115H127V113L123 110V104H125V103H129V100H130V98L127 96V95H124L123 96V98H122V102H121V104H118V106H116L115 108V110H113V112L111 113L110 111H107V110H109V109H107L108 107H106L107 105H103V104H101V106L100 107H98V109H97V111H96V113H94L97 117H98V119L96 118V116H94V114L92 115V120H93V123H95V125L94 126H96V129L98 130V133L100 134V135H103L102 136V138H105L106 136V138L107 139H109V137L108 136H110L111 135V137H112V139L114 140L115 138H116V135H117V138L114 140V142H115V144L116 143H119V145H120V143L121 142H119V140L120 141H122V144H121V146H124V147H121V146H118V144L116 145L117 147L115 148L116 150H112L108 145H102V148L101 147H99V154H101V153H103V154H101L100 155V158H101V156H102V161H100L101 159L100 158H95V157H92V155H89V156H87V154L86 155H83V157H81L80 158V156H73L72 155V157H71V155L70 156H66L67 158H64L63 160H65V161H63L62 163H63V165H65V164H67V165H65V166H63L62 165V168H61V171L62 172H66L65 174H63L61 171H60V174H63V175H60V178H62V179H59V181H57V182H55L54 184H52L50 181H49V183H48V180H46V178H44L45 177V175L44 174H42L39 178H40V182L39 181H36V182H32V184L31 183H27V184H24L23 182H19L18 181V183H17V185L19 186H17L16 185V190H15V192H13L12 194H14V195H16V197L13 195H11V198H8L9 199V202L11 203V205H12V209H13V207H15L14 209L16 210H14V213L13 214H15V216H17V217H15L13 214H12V217H11V221H12V226H2V224H3V222H1L0 223V245H2L6 240H11V238H13V239H15V240H17L19 237V235H26L27 233L29 234L30 232L31 233H33V232H35V231H40V230H42V228H44V229H46V227L44 226L45 225V223L43 224H41V222H45V219L46 218H48V216H49V214H51L52 212V216L50 217L49 216V220H50V222L49 223H47V224H50L54 219H56V220H54L53 222H57V220H59L60 218H59V215L57 214L56 215V213L53 211L54 209H56V207H59L60 206V204L61 203H63V201L65 202V201H67V199H68V197H69V195L68 194H71V192L73 191H76L78 188L80 189V192H84L85 193V191L87 192V193H89V194H91V198L89 197V198H86L87 196H90L89 194L88 195H86L85 196V198H86V200L84 201V202H86V204L84 203L83 205H85V208H84V210L85 209H87L88 208V206H87V204L89 205V203H90V201H92L93 200V198H95L94 200H96V201H102L103 199H101L102 197H101V195L99 196V194H97V195H95V191H94V194H93V192H92V190H94V189H96V188H94L93 189V187L92 186H90V181H87V180H89V177H88V175L87 174H89L88 173V171H89V169H94L95 168V170L96 169H100V168H102L106 163H109V161H110V163L112 162H114L117 158H118V160H120V158L119 157H117L116 158V154H115V152H117V151H123V149H125L123 152L125 153L124 155H125V158L126 159H129L128 157L132 154V152H133V149H136L137 148V145H138V140H137V138H139L140 136H141V133L142 132H144V131H148L149 133V136H152V137H155V138H157V136L160 138L163 134L164 135H166V134H168V131H169V133H170V130H171V128H170V126L168 125V123L166 122V120L165 121H163L164 119L163 118H166V119H169V118H171V116L173 115V111H172V109H173V107H172V103H170L171 102V99L170 98H172V96L174 95V93L173 92H175L176 91V89H178V87L180 86V84H181V77H182V72H183V68L180 66V67H174V68H171L169 71H161V72ZM181 71V72H180ZM91 72V73H90ZM107 73V74H104V73ZM117 72V73H116ZM179 72V73H178ZM52 74V75H48V74ZM93 73V74H92ZM103 73V74H102ZM109 73V74H108ZM115 73V74H114ZM131 73L133 74V72L131 71ZM157 73H158V75H157ZM164 73V74H163ZM166 73V74H165ZM168 73V74H167ZM57 74H59V75H57ZM101 74V75H100ZM115 76H114V75ZM159 74H161V75H159ZM32 75V74H31ZM42 75H45V76H43L42 77ZM47 75V76H46ZM90 77H89V76ZM103 75V76H102ZM109 76V78H108V76ZM167 75V76H166ZM87 76V77H86ZM117 76V77H116ZM157 76H159L158 77V80L160 79V81H161V83H160V81L159 82H157L158 80H157ZM175 76V77H174ZM50 77V78H49ZM93 77V78H92ZM101 77H103V78H101ZM111 77V78H110ZM115 77V78H114ZM132 77V76H131ZM46 80H45V79ZM54 78V79H53ZM90 78H92V80H90ZM105 78V79H104ZM107 78V79H106ZM166 78V79H165ZM169 78V79H168ZM40 79V80H39ZM48 79V80H47ZM86 79H89L90 80V83H88L89 82V80H86ZM93 79H94V82H93ZM162 79H164V80H166V81H163ZM33 80V81H32ZM98 80H99V82H98ZM154 80V81H153ZM42 81V82H41ZM46 81V82H45ZM87 81V82H86ZM174 81V82H173ZM93 82V83H92ZM96 82H98V83H96ZM164 82H166V84L164 85L163 83ZM40 85H39V84ZM44 83L47 85H45V86H43L44 85ZM156 83V84H155ZM160 83V84H159ZM73 86H72V85ZM81 84V85H80ZM88 84V86H86ZM90 84V85H89ZM177 84V85H176ZM31 85V86H30ZM161 85H162V87H161ZM177 86L176 88H175V86ZM68 86V87H67ZM86 86V87H85ZM165 86V87H164ZM34 87H35V89L36 90H34ZM39 88V90H38V88ZM73 87V88H72ZM79 87V88H78ZM158 87V88H157ZM169 87H171V88H169ZM69 88V89H68ZM70 88H71V90H70ZM82 90H81V89ZM146 88V89H145ZM163 88V89H162ZM167 88V89H166ZM41 89V90H42ZM67 89V90H66ZM74 89V90H73ZM162 89V90H161ZM164 89H165V91H166V93L164 92ZM169 89H171V90H169ZM173 89V90H172ZM31 90V91H30ZM82 91V94H80L81 93V91ZM160 90H161V94H160ZM53 91V92H52ZM54 91H57V92H54ZM77 91H78V94H77ZM105 91V90H104ZM107 91V90H106ZM158 91H159V93H158ZM173 91V92H172ZM60 92H61V94H60ZM66 92H70V95H69V93H68V95H66ZM73 92V93H72ZM80 92V93H79ZM83 92H85V93H83ZM156 92V93H155ZM164 92V93H163ZM31 93H33V94H31ZM35 93V94H34ZM59 94V96H58V94ZM72 93V94H71ZM113 93H115L116 94V92H114V91H112V92H109L108 91V94L110 95L111 94V96H109L108 94L105 96V99H106V97H107V99H108V96H109V98H111L112 97V95H113ZM29 94V95H28ZM77 94V95H76ZM84 94V95H83ZM154 94H156V95H154ZM163 94H165V95H163ZM172 94V95H171ZM31 95L33 96L34 95V97H31ZM36 95V96H35ZM56 97H55V96ZM160 95H161V97H160ZM167 95V96H166ZM28 96V97H27ZM29 96H30V98H29ZM55 97V100L56 101H54V97ZM61 96H63V97H61ZM66 96H68V97H70L71 98V100H70V98H68V97H66ZM153 96V100H151V97ZM155 96H157V98L155 97ZM162 96H163V98H162ZM169 96V97H168ZM59 97H61V98H64V99H61V98H59ZM82 97H84V98H82ZM128 97V98H127ZM165 97H167V99H165ZM32 98V99H31ZM34 98V99H33ZM51 98V99H50ZM67 98V99H66ZM87 100H86V99ZM28 99H30V100H28ZM58 99H60V100H58ZM66 99V100H65ZM85 99V100H84ZM90 99H91V101H90ZM150 99V100H149ZM162 99H163V101H162ZM35 100V102L33 103V101ZM61 100H63L64 102H66V104H64V102L62 101V103L60 102ZM77 100V101H76ZM81 100V101H82ZM125 100V101H124ZM165 100V101H164ZM168 100H170V102L168 101V103H167V101ZM182 99H179V103L180 102H182L181 101ZM45 101H46V103H45ZM52 101V102H51ZM67 101H68V103H67ZM72 101V102H71ZM89 101V102H88ZM147 101H148V103H147ZM149 101H150V103H153V104H150L149 103ZM153 101V102H152ZM160 101V102H159ZM162 101V102H161ZM9 102V103H8ZM23 102V103H22ZM25 102V103H24ZM31 102V103H30ZM76 102V103H75ZM159 102V103H158ZM7 105H6V104ZM13 103V104H12ZM144 103V104H143ZM154 103H156V104H154ZM163 103V104H162ZM165 103H166V106H168L169 107V105L168 104H170V106L172 107H170V108H168V107H166L165 109H164V107H165ZM183 103V102H182ZM182 103H181V105H182ZM10 104V105H9ZM31 106H30V105ZM47 104H48V107H46L47 106ZM56 106H54V105ZM59 104V105H58ZM73 105V106H71V105ZM126 104V105H127ZM146 104V105H145ZM160 104H162L161 106H160ZM2 105H4V106H2ZM6 105V106H5ZM40 105V106H39ZM42 105V106H41ZM60 105H63V106H60ZM121 105V106H120ZM141 105H143V106H141ZM152 105V106H151ZM164 105V106H163ZM44 106H45V108H44ZM50 106V107H49ZM155 106H160V108L159 107H156V108H159V110L158 109H155V108H153V107H155ZM3 107V108H2ZM4 107H6V108H4ZM8 107H9V109H8ZM18 107V108H17ZM30 108V109H28V108ZM39 107V108H38ZM42 107V108H41ZM62 110H60L59 108ZM102 107V113H104V114H102V113H100L101 112V108ZM140 107V108H139ZM148 107H150V109L151 110H149V108ZM13 108H14V110H13ZM22 108H26V109H22ZM44 108V109H43ZM46 108H47V111H45L46 110ZM52 108L54 109V111H52ZM69 108V109H68ZM90 108V107H89ZM103 108H104V110H103ZM121 108V109H120ZM2 109H4V110H2ZM7 109V110H6ZM21 109V110H20ZM39 111H38V110ZM49 109V110H48ZM57 109H59V110H57ZM64 109V110H63ZM156 110V111H154V110ZM168 109V111L166 112L165 110H167ZM2 110V111H1ZM13 110V111H12ZM16 110V111H15ZM20 110V111H19ZM24 110V111H23ZM26 110V111H25ZM29 110V111H28ZM42 110L44 111V112H42ZM118 110H120V111H118ZM135 110H136V112L137 113H135ZM149 110V111H148ZM158 110V111H157ZM9 111H11V112H13V113H10ZM14 111L16 112V114H14ZM18 111V112H17ZM31 111V112H30ZM34 111H35V113H34ZM37 111V112H36ZM52 111V112H51ZM66 111V112H65ZM100 111V112H99ZM118 111V112H117ZM125 113H123V112ZM152 111H154L153 112V115H152ZM163 111H164V113H163ZM8 112V113H7ZM23 112V113H22ZM41 112V113H40ZM98 112V113H97ZM109 112H110V114H109ZM122 112V113H121ZM159 112V113H158ZM162 112V113H161ZM3 113H5V114H3ZM33 113V114H32ZM40 113V114H39ZM44 113V114H43ZM48 113V114H47ZM52 113H54L53 115H52ZM55 113H56V115H55ZM59 113V114H58ZM60 113H62V115L60 114ZM65 114V116H64V114ZM115 114V117H117V118H119V119H117V121H116V118L114 117V114ZM121 113V114H120ZM167 113V114H166ZM10 114V115H9ZM12 114H13V116H12ZM22 114V115H21ZM34 114H35V116H34ZM38 114L39 115H41V117L39 116L38 118H37V116H38ZM106 114V115H105ZM120 114V115H119ZM124 114V115H123ZM156 114H158V115H156ZM160 114H163L162 116L160 115ZM168 114H170L169 116H168ZM21 115V116H20ZM101 115V116H100ZM105 115V117H103ZM108 115V116H107ZM123 115V116H122ZM140 115V116H139ZM150 115V116H149ZM158 117H161L160 118V120H161V123H160V121H159V123H158V121L156 122L155 121V118H156V116ZM164 115H166V116H164ZM4 116H6V117H4ZM10 116V117H9ZM18 116V117H17ZM112 116V117H114V118H110V117ZM152 116V117H151ZM155 116V117H154ZM8 117V118H7ZM11 117H12V119H11ZM46 117V118H45ZM109 119H108V118ZM144 117V118H143ZM148 117H149V119L151 118V119H153L154 118V126H150L149 127V129L148 128H143V127H141L140 126V124H142V121L145 123L147 120H148ZM5 118H6V121H5ZM40 118H41V120H40ZM96 118V119H95ZM20 119V120H19ZM32 119V120H31ZM39 120V121H37V120ZM95 119V120H94ZM103 119V120H102ZM114 119V120H113ZM121 119H123V121L121 120ZM11 120V121H10ZM22 120H24V121H22ZM44 120V121H43ZM105 120V121H104ZM121 120V121H120ZM174 120H176V117L174 118ZM60 121H62V120H60ZM103 121V122H102ZM118 121H120L119 123H118ZM16 124H15V123ZM29 122V123H28ZM34 122V123H33ZM37 122H39V123H37ZM113 122H117V123H113ZM164 122H166V123H164ZM9 123H10V125H9ZM19 123V124H18ZM26 123V125L28 124V126H24V124ZM114 125H113V124ZM164 123V124H163ZM38 124V126H36V125ZM112 124V125H111ZM117 124V125H116ZM124 124V126L122 127V125ZM145 124H147V123H145ZM157 124H160V125H157ZM13 127H12V126ZM16 125H18V126H20V127H18V126H16ZM31 125V126H30ZM35 125V126H34ZM100 125V126H99ZM120 125V126H119ZM125 125H128V126H125ZM139 125V126H138ZM30 126V127H29ZM97 126H98V128H97ZM133 126H135V127H133ZM163 126V127H162ZM110 127H112V128H110ZM114 127V128H113ZM120 127H122V128H120ZM126 127V128H125ZM129 128V132H128V128ZM153 127H155V128H153ZM158 129H157V128ZM11 128V129H10ZM16 128V129H15ZM18 128V129H17ZM107 128H109V130L110 131H114V129L115 130H117V132L115 131V133L114 134H110L111 132L109 131V130H107ZM118 128H119V130H120V132L122 133V134H120V132L118 131ZM124 128V129H123ZM135 130H134V129ZM138 128V129H137ZM140 128H141V130H143V131H141L140 130ZM150 128H152V129H150ZM161 128V129H160ZM163 128V129H162ZM169 128V129H168ZM101 131H100V130ZM122 129V130H121ZM126 129V130H125ZM168 129V130H167ZM18 132H17V131ZM19 130H20V133H19ZM131 130V131H130ZM133 130V131H132ZM140 130V131H139ZM162 130H164L163 131V134H162ZM167 130V131H166ZM102 131H103V134H102ZM104 131H105V133H104ZM123 131L125 132L126 131V133H123ZM134 131H136V132H134ZM138 131V132H137ZM152 131V132H151ZM159 131V132H158ZM16 132V133H15ZM108 132H109V134H108ZM128 132V133H127ZM131 132H133L134 134H135V136H136V139H135V136H133L134 134L133 133H131ZM12 133V134H11ZM14 133V134H13ZM130 133V134H129ZM140 133V134H139ZM158 133H160V134H158ZM107 134V135H106ZM120 134V136H122V138L120 139L119 137H118V135ZM123 134H124V136H123ZM127 134H129L130 135V137L127 135ZM133 134V135H132ZM152 134V135H151ZM9 135H10V137H9ZM11 135H13V136H11ZM99 135V136H100ZM113 135V136H112ZM114 135H115V137H114ZM126 135L128 136V137H126ZM131 135H132V137L133 138H131ZM154 135V136H153ZM161 135V136H160ZM139 136V137H138ZM16 137V139L14 140V138ZM126 138V139H123V138ZM19 138V139H18ZM105 138V139H106ZM4 139V140H3ZM7 141H6V140ZM123 139V140H122ZM129 139H130V141H129ZM131 139H135V141L133 142V140H131ZM2 140H3V142H2ZM18 140V141H17ZM137 140V141H136ZM9 141V142H8ZM15 141V142H14ZM117 141V142H116ZM1 142H2V144H1ZM5 142H6V144H5ZM56 142V143H55ZM60 142V143H59ZM129 142V143H128ZM133 143V145H132V143ZM18 144V146L16 145V144ZM53 143H55V144H53ZM99 143V142H98ZM126 143V144H125ZM137 143V144H136ZM7 145V147L5 146H3L2 147V145ZM13 144V145H12ZM59 144V145H58ZM62 144H63V146H64V148H63V146H62ZM67 144V146H65ZM124 144V145H123ZM26 145H29V143L27 142L26 143ZM69 145H70V143H67V142H61V141H53L52 143H51V146H49V149H48V151L50 152L49 153V155L47 156L49 159H48V162H50L51 160V162H55L56 161V159H54L53 157H55L56 158V154H57V151H58V153L60 154V152L62 151V149H63V153L65 152L66 153V151H68V147H69ZM96 145V144H95ZM17 146V147H16ZM57 146H58V148H57ZM127 146V147H126ZM130 146H132V147H130ZM16 149H15V148ZM129 147L131 148V149H129ZM133 147H135V148H133ZM4 150H3V149ZM8 148V149H7ZM20 150H19V149ZM62 148V149H61ZM101 148V149H100ZM110 150L109 152H108V150ZM118 148H120V149H118ZM133 148V149H132ZM11 149H12V152H11ZM13 149H14V151H13ZM59 149V150H58ZM64 149H66V151L64 150ZM127 149V150H126ZM186 149V148H185ZM204 149V148H203ZM206 149V148H205ZM8 150V151H7ZM16 150V151H15ZM57 150V151H56ZM100 150H102L101 152H100ZM112 150V151H111ZM6 151V152H5ZM47 151V152H48ZM127 151H130V155H129V152H127ZM184 151H187V149L186 150H182V152L183 153H185ZM53 152V153H52ZM61 152V153H62ZM110 152H112V153H110ZM114 152V153H113ZM127 152V153H126ZM181 152V151H180ZM54 153H56V154H54ZM107 153V154H106ZM12 154H14V155H12ZM109 154H112V155H114V156H111V155H109ZM126 154H127V156H126ZM53 155V156H52ZM110 157H109V156ZM186 154H184V155H181V158H180V156H178L179 157V159H176V158H178V157H175V159H173L172 161H160L161 163H159L158 162V164L156 165V164H154V165H152V171H151V173H153V174H151V176H149V177H145L144 176V174H142L143 173V170H144V168L142 169L141 168V170H140V172L142 171V173H141V177H139V180H141V181H139L138 180V187H137V193L138 194H136V192H135V194H136V196H135V198L134 199H132L131 201H130V203L131 204H133L134 202H135V200H136V202L133 204L134 205V207L136 208L137 206H141V207H138V209L135 211L136 212V216H140V218H144V219H147V221H148V219H149V221L150 220H152L151 222H157V221H159V220H163V221H165L168 217H169V215H168V212H170V210L171 209H169L170 208V206H171V204H174V201H175V203H176V200H177V202H180L181 200V198H182V200L183 199H185L184 197H187V195H190L191 193V190H192V188L189 186V182L188 181H186V182H188V183H186V182H184L185 181V179H183V178H181V179H177L178 180V183L180 184V186L178 185V183L174 180V179H172V181H174V182H172V184H171V180H169V179H167V176L165 175V173L167 172V170L170 172V170H172V169H174V164H176V162H178V160H180L179 162H181V160H182V163H185L186 162V160L188 159V156L186 155ZM8 156H10L11 158H13V159H11L10 157L8 158ZM13 156V157H12ZM4 159H3V158ZM51 157V158H50ZM88 157H90V158H88ZM91 157H92V159H91ZM113 157V158H112ZM114 157L116 158L115 160H114ZM154 157L155 156H153L152 158L154 159ZM17 158V159H16ZM69 158L71 159V160H69ZM86 158H88L89 160H87ZM113 160H111V159ZM54 159V160H53ZM77 159H79L78 161H79V163H78V161H77ZM84 162H82L81 160ZM86 161H85V160ZM91 159V160H90ZM95 159V160H94ZM96 159H98V161L96 160ZM100 159V160H99ZM149 159H151V157L149 158ZM69 160V161H68ZM74 160V161H73ZM76 160V161H75ZM105 160V161H104ZM175 160H176V162H175ZM183 160H184V162H183ZM5 161H3V164H4V162ZM108 161V162H107ZM66 162V163H65ZM82 162V163H81ZM87 162V163H86ZM98 162V163H97ZM104 162H105V164H104ZM165 162V163H164ZM171 162V163H170ZM85 163H86V165H85ZM164 163V164H163ZM168 163V164H167ZM169 163H170V165H169ZM174 163V164H173ZM3 164H0V166H2ZM69 164H70V166H69ZM73 164V165H72ZM78 164H80V165H78ZM83 164H84V166H83ZM104 164V165H103ZM159 164H161L160 166H162V167H160L159 166ZM173 164V165H172ZM73 167H72V166ZM78 165V166H77ZM166 165V166H165ZM172 165V166H171ZM83 167V168H81V167ZM100 166V167H99ZM154 166V167H153ZM70 167H72L71 169H69ZM78 167H80V169H81V171H80V169L78 168ZM91 167V168H90ZM98 167V168H97ZM64 168V169H63ZM66 168V169H65ZM86 168V169H85ZM89 168V169H88ZM158 168V169H157ZM228 169H229V167H227ZM226 168V169H227ZM157 169V170H156ZM70 170H71V172H70ZM77 170V171H76ZM78 170H79V172H78ZM88 170V171H87ZM146 170V169H145ZM144 170V171H145ZM71 173V175H70V173ZM86 174H85V173ZM169 172H167V173H169ZM79 173V174H78ZM166 173V174H167ZM226 173H228V170L227 171H225V174H223L222 176L225 178V176H226ZM69 174V175H68ZM73 174H75V175H73ZM79 176H78V175ZM161 174V175H160ZM46 175H48V174H46ZM82 175V176H81ZM157 175H159V177L157 176ZM165 177H163V176ZM84 176V177H83ZM127 176V174H125L121 179H120V182H119V184H117V185H115L116 187H114L113 189H114V191H112V188H111V191L109 192V194L111 195H109L110 196V199H109V196H108V199H107V201H108V203L110 204V206H112L111 208H113V206L115 207V211L114 210H112L113 211V214H114V216H113V220L112 219H110V223H108V224H110L111 225V227H110V225H109V227L110 228H112L113 230H114V228L117 226V227H119V223H121L120 224V226H124L123 228H125V227H127V226H131L132 225V222L131 221H133L132 220V214L130 215L129 213H131L130 212V208H128V206L125 204V202H126V199H125V197L120 193V194H118L117 195V193H119L120 192V188H121V186H122V183L124 182V180H123V178L125 179V177ZM142 176H143V178H142ZM156 176H157V178H156ZM64 177V178H63ZM78 177H79V179H78ZM150 177H152V178H150ZM222 177V178H223ZM81 178V179H80ZM85 180H84V179ZM142 178V179H141ZM148 179V180H145V179ZM160 178V179H159ZM44 179V181H46L45 182V184H43L42 185V182L44 183V181H42ZM65 179V180H64ZM87 179V180H86ZM151 179H153V180H151ZM162 179V180H161ZM164 179L166 180V181H164ZM80 180V181H79ZM83 180V181H82ZM151 180V181H150ZM159 180H161V181H159ZM77 181H79V182H77ZM84 181H85V183H84ZM119 181V180H118ZM123 181V182H122ZM169 181V182H168ZM180 181V182H179ZM229 181V180H228ZM38 182V184H35V183H37ZM60 182H62V183H60ZM141 182V183H140ZM157 184H155V183ZM169 183V184H167L168 186H167V189H165V183ZM176 182V183H175ZM51 183V184H50ZM67 183V184H66ZM76 183H77V186H76ZM82 183V184H81ZM89 183V184H88ZM118 183V182H117ZM153 183V184H152ZM162 184V185H160V184ZM184 183V184H183ZM32 186H31V185ZM34 184V185H33ZM50 184V187L52 188V185H55V187L53 186V188L51 189L49 186H47V185H49ZM62 184H64V186L62 185ZM66 184V185H65ZM87 184H88V186H87ZM120 184H121V186H120ZM140 184H142V185H140ZM152 184V185H151ZM156 186H155V185ZM160 185V187H158L159 185ZM181 184H183V185H181ZM27 185H29V186H27ZM40 185H42V188L43 189H45V190H47L48 188V194L47 195H45L44 197H43V200H45L46 201V203H45V201H43L42 199H40V198H38V199H34V197L32 198V193L33 194H41V192H43V191H45V190H43L42 188H41V186ZM45 185V186H44ZM60 185H62V186H60ZM69 186V187H66V186ZM72 185H74V187L72 186ZM85 185V186H84ZM119 185V186H118ZM146 185V186H145ZM151 187H150V186ZM169 185H170V188H169ZM173 185V186H172ZM185 185H186V187H185ZM227 185H228V187H231V181L230 182H227ZM26 186L28 187V188H26ZM31 186V187H30ZM37 186H39V187H37ZM71 186V187H70ZM88 187V189H87V187ZM145 186V187H144ZM162 186L164 187V188H162ZM172 186V187H171ZM177 186V187H176ZM179 186V187H178ZM233 186V185H232ZM32 187H33V189H35L34 191H36L35 193H34V191H33V189H32ZM57 187V188H56ZM73 187V188H72ZM78 187V188H77ZM81 187H82V189H81ZM84 187H86L85 189H84ZM118 187H119V190H118ZM148 187H149V189L151 190V192H152V194L153 195H156V196H158L159 197V200H160V202H159V206H157V205H155V206H153V207H156V208H154V210H153V207L152 208H149V207H151V206H148V204H149V202H147L148 201V199H147V201H142V202H140L139 204H137V198H139V197H142V193L143 192H146V190H148ZM30 188V189H29ZM64 188V189H63ZM67 188H68V190H67ZM69 188H71V190L69 189ZM76 188V189H75ZM116 188V189H115ZM147 188V189H146ZM158 188H160L159 190H158ZM177 188V189H176ZM186 188V189H185ZM232 188V187H231ZM22 189V190H21ZM32 189V190H31ZM41 189H42V191H41ZM55 189V190H54ZM57 189V190H56ZM60 189V190H59ZM78 189V190H79ZM139 189H141V190H139ZM146 189V190H145ZM181 189H183V190H181ZM191 189V190H190ZM50 190V191H49ZM66 190H67V194H66ZM82 190H84V191H82ZM88 190V191H87ZM89 190H91V192L89 191ZM116 190H118L117 192H115ZM144 190V191H143ZM163 190V191H162ZM165 190V191H164ZM9 188H6V190H5V194H7V196L9 195ZM20 191H22L23 192V197H22V192H20ZM27 191V192H26ZM32 191V192H31ZM64 191V192H63ZM142 191V192H141ZM162 191V192H161ZM183 191V192H182ZM25 192H26V194H25ZM29 192V193H28ZM51 194H55L54 196H52V197H50L49 198V194L50 193ZM70 192V193H69ZM154 192H156V194L154 193ZM159 192H160V194H159ZM19 193V194H18ZM57 193V194H56ZM63 195H62V194ZM162 193H163V195H162ZM11 194V193H10ZM29 194V195H28ZM93 194V195H92ZM151 194V195H152ZM25 195H26V197H25ZM28 195V196H27ZM58 195H60V196H58ZM62 195V196H61ZM68 195V196H67ZM141 195V196H140ZM152 195V196H153ZM182 195L184 196V197H182ZM34 196V195H33ZM40 196V195H39ZM47 196V197H46ZM65 196H67L66 198H64ZM94 196V197H93ZM96 196V197H95ZM97 196H99V197H97ZM120 196V197H119ZM123 196V197H122ZM138 196V197H137ZM162 196V197H161ZM180 197V199H179V197ZM218 194L216 195V196H212L211 198H209L208 197V200H211L212 198V200L211 201H209V202H207L208 200L206 199L205 200V202L207 203L206 204V209H207V218L205 219V220H207L208 218V220H210V221H207V224L209 223L210 225H208L209 226V229H211V227H212V229L214 228V226L215 225H212V221H213V223H214V221H215V219L217 220L218 218H221V216H222V220H223V218H224V216H225V218H224V222H225V226L227 225V227H229V226H232L233 228H234V230L236 231V232H238V224L236 223V222H238L239 221V218H240V216H239V214L237 213H235V218H233L234 216V214H233V212H230L229 210H227V209H222L223 207H222V205H223V203L222 202H224V201H222V198L220 199V201H219V199H218V201L216 200L217 198H218ZM10 197V196H9ZM15 197V198H14ZM161 197V198H160ZM164 197V198H163ZM169 197V198H168ZM19 198H20V200H19ZM30 199L31 198V200H27V199ZM42 198V197H41ZM45 198V199H44ZM52 198H55V201H54V199H52ZM58 199V201H57V199ZM100 198V199H99ZM121 198L124 200H121ZM163 198V200H161ZM167 199V202L165 201L166 199ZM174 198V199H173ZM178 198V199H177ZM216 198V199H215ZM12 199V200H11ZM26 199V200H25ZM47 199H48V202H47ZM51 201H50V200ZM63 199H65V200H63ZM88 199V200H87ZM98 199V200H97ZM170 199V200H169ZM215 199V200H214ZM25 200V202H23ZM35 200V201H34ZM56 202V204L53 202ZM90 200V201H89ZM169 200V201H168ZM174 200V201H173ZM19 203H18V202ZM28 201V202H27ZM40 203V202H42V205H43V203H45L44 204V206H42V205H40L38 202ZM52 202L53 203V205H52V203H50V202ZM213 201H214V203H213ZM222 201V202H221ZM15 202V204H13ZM31 202V203H30ZM33 202V203H32ZM37 204H36V203ZM59 202H60V204H59ZM122 202H124V204L122 203ZM147 202L148 204H145V203ZM171 202V203H170ZM211 202V203H210ZM217 202H218V205H217ZM220 202V203H219ZM22 203V204H21ZM49 203H50V206L51 207H49ZM111 203L113 204V205H111ZM121 203V204H120ZM163 203V204H162ZM210 203V204H209ZM212 203H213V205H212ZM24 204V205H23ZM33 204V205H32ZM59 204V205H58ZM142 204V205H141ZM145 204V205H144ZM160 204L162 205V206H160ZM17 205V206H16ZM20 205V206H19ZM22 205H23V207H22ZM28 207H27V206ZM38 205V206H37ZM48 205V206H47ZM120 205H122V206H120ZM124 205H126V207L124 206ZM135 205H137V206H135ZM216 205H217V209H215V207H216ZM220 205V206H219ZM20 208H22V209H20ZM31 206V207H30ZM33 206H35V207H33ZM38 208H37V207ZM39 206H41L40 208H42L43 207V210L42 209H40L39 208ZM143 206V207H142ZM209 206H211V208H209ZM213 206V207H212ZM18 207V209H16ZM35 208V212L33 211V208ZM52 207H53V209H52ZM84 207V206H83ZM82 207V208H83ZM87 207V208H86ZM119 207H123V208H119ZM124 207H125V209H124ZM161 207V208H160ZM166 207V208H165ZM168 207V208H167ZM222 207V208H221ZM23 208H24V210H23ZM28 208V209H27ZM46 208V209H45ZM143 208V209H142ZM159 208V209H158ZM211 209V211L209 210V209ZM39 211H42V212H38V210ZM44 209H45V211H44ZM49 209V210H48ZM120 209V210H119ZM128 209V210H127ZM139 209H140V213H139ZM149 209H151V211L149 210ZM157 209V210H156ZM161 209V210H160ZM168 211H167V210ZM215 209V211L213 212V210ZM220 209V210H219ZM19 210H20V212H19ZM31 210H32V212L33 213H36V214H33L32 212H31ZM37 210V211H36ZM83 210V211H84ZM143 210V211H142ZM164 210V212L163 213H161L162 211ZM210 212H209V211ZM219 210V211H218ZM223 210H225V211H223ZM23 211V213L21 214V212ZM48 211V212H47ZM50 211V212H49ZM52 211V212H51ZM120 211H122V212H120ZM123 211H124V213H123ZM161 211V212H160ZM230 213H229V212ZM27 212H31V213H27ZM38 212V213H37ZM115 212V213H114ZM117 212L119 213V214H117ZM126 212H128V213H126ZM142 212H144L143 214H142ZM154 212V213H153ZM157 212H159V213H157ZM221 212V213H220ZM43 213V214H42ZM45 213V214H44ZM156 213H157V215H156ZM161 213V214H160ZM216 213V214H215ZM223 213V214H222ZM24 214V215H23ZM28 214V217L26 216V215ZM32 216H31V215ZM37 214H38V218L36 217L37 216ZM46 214H48L47 216H46ZM116 214L117 215H119L118 217L116 216ZM142 216H141V215ZM152 216V218H150V216ZM163 215V216H160V215ZM212 214V215H211ZM230 215V217L228 218V215ZM22 216L21 218H20V216ZM53 215H56V218H55V216H53ZM126 215H130V217H128V216H126ZM146 215V216H145ZM156 215V216H155ZM160 216V218H159V216ZM168 217H167V216ZM171 215H173V214H171ZM219 215V216H218ZM227 215V216H226ZM236 215H237V217H236ZM43 218H42V217ZM126 216V217H125ZM144 216V217H143ZM147 216H149V217H147ZM153 216H155V217H153ZM209 216V217H208ZM216 216V217H215ZM26 217V219H23V218H25ZM30 217V218H29ZM31 217H34V219L33 218H31ZM40 217V218H39ZM53 217H54V219H53ZM125 217V218H124ZM127 217H128V219H127ZM164 219H163V218ZM211 217V218H210ZM215 217V218H214ZM218 217V218H217ZM232 217V218H231ZM14 218H15V220H14ZM20 218V219H19ZM42 218V219H41ZM52 218V219H51ZM117 218V219H116ZM118 218H121V219H118ZM123 218V219H122ZM154 218V219H153ZM157 218H158V220H157ZM174 218V217H173ZM237 218V219H236ZM32 219V220H31ZM36 219V220H35ZM41 219V220H40ZM115 219V220H114ZM157 221H156V220ZM175 219V218H174ZM211 219H213L212 221H211ZM232 219H235L234 221L232 220ZM25 220V221H24ZM28 220V221H27ZM30 220V221H29ZM38 220H40V221H38ZM43 220V221H42ZM52 220V221H51ZM116 220H118V221H116ZM122 220H123V224H122ZM131 220V221H130ZM173 220V219H172ZM232 220V221H231ZM14 221L16 222L15 223V225H17V226H15L14 225ZM17 221H18V223H17ZM33 221V222H32ZM34 221L37 223H34ZM75 221H77V220H75ZM113 221V222H112ZM232 222L233 224H231L230 222ZM19 222H20V224H19ZM28 222H31V224L30 223H28ZM114 222H116V223H114ZM118 222V223H117ZM129 222H131V225H130V223ZM24 223V224H23ZM33 223V224H32ZM125 223H126V225H125ZM182 223V224H181ZM184 221H181L180 223H179V225H180V228H177V227H179V225L177 226H175L174 228H173V230H172V236L171 237H167L168 235L167 234H162V237H161V235L160 234H158V233H153L154 235H152V233H149L148 232V234H150V235H148V234H145L146 236V238L145 237H143L142 239V241L143 242H141V240H138V238H136V237H131L132 238V240H133V242H139V243H141L145 248H142V250L140 251L141 253H142V251H143V255H144V257H147V255H148V257H151L152 258V256L153 257H157L158 256V254H160V252L162 253V252H164V251H170V249H171V245L173 246V244H175V243H177L179 240H180V238L182 237V234L184 233ZM230 223V224H229ZM37 225V226H35V225ZM113 224H115V225H113ZM117 224V225H116ZM129 224V225H128ZM235 224V225H234ZM25 225V226H24ZM29 225H30V227H29ZM3 227V229H2V227ZM15 226V227H14ZM23 226V227H22ZM34 226H35V228H34ZM42 226V227H41ZM115 226V227H114ZM182 226V227H181ZM234 226H237V227H234ZM11 227V228H10ZM18 227V228H17ZM21 227H22V229H21ZM37 227V228H36ZM114 227V228H113ZM117 227L115 228V229H117ZM20 228V229H19ZM26 228V229H25ZM206 228V227H205ZM6 229V230H5ZM8 229V230H7ZM15 229H16V232H15ZM19 229V230H18ZM175 229V230H174ZM179 229V230H178ZM181 229H182V231H181ZM4 230V231H3ZM9 230H10V232H9ZM26 230V231H25ZM29 230V231H28ZM31 230H33V231H31ZM177 230H178V232H180V233H178L177 232ZM3 231V232H2ZM28 231V232H27ZM176 231V232H175ZM205 231H207V232H209L208 231V229H205ZM204 231V235H206V232ZM12 232V233H11ZM23 232V233H22ZM3 233V234H2ZM15 233V234H14ZM26 233V234H25ZM177 233V234H176ZM7 234V235H6ZM17 234H18V236H17ZM178 234H180V235H178ZM3 235V236H2ZM9 235V236H8ZM15 235V236H14ZM148 235V236H147ZM160 235V236H159ZM167 235V236H166ZM178 235V236H177ZM11 236V237H10ZM17 236V237H16ZM150 236V237H149ZM156 236V239L154 238ZM179 237V238H177V237ZM5 237V238H4ZM147 237H149V238H147ZM159 237H160V241H159ZM7 238V239H6ZM17 238V239H16ZM130 238V239H131ZM151 238V239H150ZM165 238L168 240V241H166L165 240ZM176 238V239H175ZM162 239V240H161ZM164 239V240H163ZM148 240V241H147ZM151 240V241H150ZM153 240V241H152ZM158 240V241H157ZM170 240V241H169ZM177 240V241H176ZM65 240H63V242L61 241V243L60 244H63V243H68L69 244V246L71 247H69V250L71 249V251H75L74 253L75 254H77V255H81V256H77V261H81L82 259L83 260H85L86 259V261H88V260H92L93 261V259H91V258H94L95 259V261H93V263L92 264H97V263H99V264H101L102 263V260H101V258L104 256V252H105V254L109 251L108 250V245H107V241H104V242H102L103 240L101 239V240H99L100 241V243L98 242V244L95 246V247H92L91 246V244H86V243H84L83 244V242H79V240H73L72 242L71 241H68V242H64ZM147 241V242H146ZM150 241V242H149ZM165 241V242H164ZM230 242H231V240H229ZM228 241V242H229ZM2 242V243H1ZM72 244H71V243ZM156 242V243H155ZM160 242V243H159ZM165 244H164V243ZM172 242V243H171ZM229 242V244L231 245V243ZM78 243H80V244H78ZM151 243V244H150ZM162 243V244H161ZM167 243V244H166ZM82 244V245H81ZM103 244V245H102ZM105 244V245H104ZM148 246H147V245ZM150 244V245H149ZM164 244V245H163ZM75 245V246H74ZM83 245H84V247L85 248H83ZM88 245V246H87ZM101 246L100 247V250L98 249L99 248V246ZM147 247H146V246ZM201 245V244H200ZM200 245H199V248H202L204 245L202 244L201 245V247H200ZM74 246V247H73ZM79 246L81 247V248H79ZM90 246V247H89ZM103 246H106L105 248H107V249H105V248H103ZM159 246V247H158ZM164 246V247H163ZM98 247V248H97ZM155 247V248H154ZM169 249H168V248ZM78 248V249H77ZM90 248V249H89ZM93 248H95V250L96 251H94V249ZM162 248V249H161ZM74 249V250H73ZM57 249H55V251H56ZM78 250H80V251H78ZM90 250V251H89ZM94 252V254H95V252H97L98 251V253L96 254V256L93 254V252ZM102 250V251H101ZM132 250H133V248H132ZM131 250V253H136V252H134V251H132ZM153 250V251H152ZM155 250V251H154ZM159 250H162V251H159ZM202 250H204V249H202ZM84 251V252H83ZM85 251H86V253H85ZM87 251H89V252H87ZM107 251V252H106ZM100 252V253H99ZM145 252V253H144ZM159 252V253H158ZM79 253V254H78ZM82 253V254H81ZM85 253V254H84ZM103 255H102V254ZM129 253H130V250H129ZM129 253L128 254H126V256L125 255H121V254H117L116 256L117 257H119V258H117L116 256L114 257L115 258V261L112 259V262H110L109 261V263L110 264H118V262H119V264H128V260H130L129 258ZM153 253H157V254H153ZM86 254H88L87 256H84V255H86ZM91 254H92V256H91ZM99 254V255H98ZM146 254V255H145ZM150 254L152 255V256H150ZM85 258H84V257ZM98 256L99 257H101V258H99V259H97L98 258ZM125 256V257H124ZM86 257H89V258H86ZM128 257V258H127ZM147 257V258H148ZM81 258V259H80ZM79 259V260H78ZM96 259H97V261H96ZM116 259H118V260H116ZM127 259V260H126ZM100 260V261H99ZM121 260V261H120ZM99 261V262H98ZM118 261V262H117ZM126 261V262H125ZM139 261V262H138ZM142 261V262H141ZM204 261V258H202V256H201V258L199 259V261H197V264H203L202 262ZM115 262V263H114ZM117 262V263H116ZM125 262V263H124ZM143 262H145V260H143V259H139V260H137L136 262H135V264H143ZM108 262L107 263H105V264H109ZM134 264V263H133Z\"/></svg>","mask_w":264,"mask_h":264}]
</instances>
